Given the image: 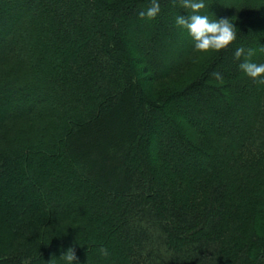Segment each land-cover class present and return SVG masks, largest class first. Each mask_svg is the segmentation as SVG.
<instances>
[{
  "label": "trees",
  "instance_id": "1",
  "mask_svg": "<svg viewBox=\"0 0 264 264\" xmlns=\"http://www.w3.org/2000/svg\"><path fill=\"white\" fill-rule=\"evenodd\" d=\"M158 2L0 0V264H264V0H203L201 62Z\"/></svg>",
  "mask_w": 264,
  "mask_h": 264
},
{
  "label": "clouds",
  "instance_id": "2",
  "mask_svg": "<svg viewBox=\"0 0 264 264\" xmlns=\"http://www.w3.org/2000/svg\"><path fill=\"white\" fill-rule=\"evenodd\" d=\"M175 3V0H173ZM183 9L190 10V15L185 18L177 16L175 23L178 27L186 29L194 41V51L197 53L220 52L227 49L237 39V31L234 24L228 18L210 20L207 15H202L201 10L205 8L203 0H179ZM161 7L158 0H151L150 6L139 12L141 19H154L160 13ZM260 53H264V47L259 48ZM257 55V49L237 47L234 58L241 61L240 70L249 77L254 84L264 86V63H256L253 57ZM216 81L221 85L224 83L223 76L219 72L212 73ZM102 257H108L107 248L98 249ZM65 264H73L77 259L72 248L60 257Z\"/></svg>",
  "mask_w": 264,
  "mask_h": 264
},
{
  "label": "rangeland",
  "instance_id": "3",
  "mask_svg": "<svg viewBox=\"0 0 264 264\" xmlns=\"http://www.w3.org/2000/svg\"><path fill=\"white\" fill-rule=\"evenodd\" d=\"M205 54H207V53H198L196 60L198 62H201L203 60V56L205 57ZM188 82L189 81H187L185 84H187ZM143 87L147 90L150 88V90L152 91V94L156 95L157 93H159L161 90H163L165 88V85L162 83V84H153V85H143ZM177 88L178 87H176V89Z\"/></svg>",
  "mask_w": 264,
  "mask_h": 264
}]
</instances>
